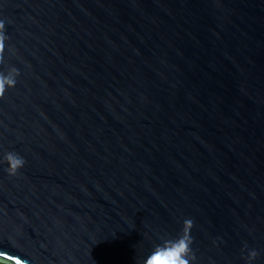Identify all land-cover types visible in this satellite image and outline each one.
<instances>
[{"label":"water","instance_id":"1","mask_svg":"<svg viewBox=\"0 0 264 264\" xmlns=\"http://www.w3.org/2000/svg\"><path fill=\"white\" fill-rule=\"evenodd\" d=\"M0 23V263L144 264L190 218L191 264H264V0H0Z\"/></svg>","mask_w":264,"mask_h":264},{"label":"clouds","instance_id":"2","mask_svg":"<svg viewBox=\"0 0 264 264\" xmlns=\"http://www.w3.org/2000/svg\"><path fill=\"white\" fill-rule=\"evenodd\" d=\"M2 29V23H0ZM5 35L0 30V47H2ZM15 68L11 69V73H15ZM9 73L4 75L0 73V94L3 93L5 86H14L16 80ZM3 159L6 162V171L9 174H16L25 163V158L18 152L9 150L3 154ZM185 227L184 232L175 238L163 239L160 243L154 246L153 250L144 260V264H191L195 259L191 248L192 237L189 233V228L193 221L190 218H185L183 221ZM246 254L249 264H255L256 256L261 251L259 244L246 245Z\"/></svg>","mask_w":264,"mask_h":264},{"label":"trees","instance_id":"3","mask_svg":"<svg viewBox=\"0 0 264 264\" xmlns=\"http://www.w3.org/2000/svg\"><path fill=\"white\" fill-rule=\"evenodd\" d=\"M0 264H4V263H0Z\"/></svg>","mask_w":264,"mask_h":264}]
</instances>
